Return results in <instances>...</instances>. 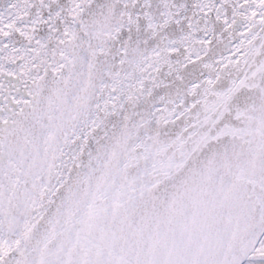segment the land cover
Here are the masks:
<instances>
[{"label":"snow or ice","instance_id":"obj_1","mask_svg":"<svg viewBox=\"0 0 264 264\" xmlns=\"http://www.w3.org/2000/svg\"><path fill=\"white\" fill-rule=\"evenodd\" d=\"M0 264H264V0H0Z\"/></svg>","mask_w":264,"mask_h":264}]
</instances>
